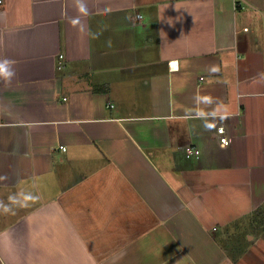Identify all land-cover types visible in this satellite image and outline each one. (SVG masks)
Masks as SVG:
<instances>
[{
    "label": "crops",
    "instance_id": "1",
    "mask_svg": "<svg viewBox=\"0 0 264 264\" xmlns=\"http://www.w3.org/2000/svg\"><path fill=\"white\" fill-rule=\"evenodd\" d=\"M83 2L0 3V264H264V0Z\"/></svg>",
    "mask_w": 264,
    "mask_h": 264
},
{
    "label": "clouds",
    "instance_id": "2",
    "mask_svg": "<svg viewBox=\"0 0 264 264\" xmlns=\"http://www.w3.org/2000/svg\"><path fill=\"white\" fill-rule=\"evenodd\" d=\"M76 6L80 13L87 14V7L83 0H76ZM73 24H79V19H73ZM14 61L9 59H0V77H3L5 80H11V78L15 75V71L12 68L14 65Z\"/></svg>",
    "mask_w": 264,
    "mask_h": 264
},
{
    "label": "built area",
    "instance_id": "3",
    "mask_svg": "<svg viewBox=\"0 0 264 264\" xmlns=\"http://www.w3.org/2000/svg\"><path fill=\"white\" fill-rule=\"evenodd\" d=\"M1 2H2V0H0V3ZM218 134L221 136L220 137V141H221L222 145L223 146H228L230 144V140L228 139L227 136H225V129H224V127L218 128ZM194 153L197 155L199 153V151L198 150L193 151L191 149H188L187 156L190 158V157H192L191 155H193Z\"/></svg>",
    "mask_w": 264,
    "mask_h": 264
},
{
    "label": "rangeland",
    "instance_id": "4",
    "mask_svg": "<svg viewBox=\"0 0 264 264\" xmlns=\"http://www.w3.org/2000/svg\"><path fill=\"white\" fill-rule=\"evenodd\" d=\"M264 212V211H263Z\"/></svg>",
    "mask_w": 264,
    "mask_h": 264
}]
</instances>
